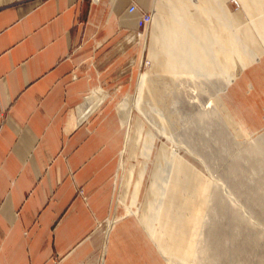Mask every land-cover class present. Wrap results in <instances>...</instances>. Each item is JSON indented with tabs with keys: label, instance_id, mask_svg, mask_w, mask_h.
Instances as JSON below:
<instances>
[{
	"label": "crops",
	"instance_id": "crops-1",
	"mask_svg": "<svg viewBox=\"0 0 264 264\" xmlns=\"http://www.w3.org/2000/svg\"><path fill=\"white\" fill-rule=\"evenodd\" d=\"M131 1L0 0V264H96L85 242L108 215L120 157L122 196L135 205L145 192L140 221L154 242L193 252L207 184L168 158L140 116L121 153L128 98L143 58L171 74H147L165 83L227 74L230 104L264 94V69L253 68L264 58V0H133L152 12L148 38L119 49L140 17ZM90 94L102 100L85 118Z\"/></svg>",
	"mask_w": 264,
	"mask_h": 264
},
{
	"label": "rangeland",
	"instance_id": "rangeland-1",
	"mask_svg": "<svg viewBox=\"0 0 264 264\" xmlns=\"http://www.w3.org/2000/svg\"><path fill=\"white\" fill-rule=\"evenodd\" d=\"M231 5L236 8L232 0ZM149 30L150 26L142 39L137 30H128L124 35L128 40L123 39L119 49L132 43L145 46ZM253 68L264 69V58ZM140 71L141 75H171L152 73L146 58ZM174 75L170 83L162 80L155 92L138 90L139 77L128 98L134 107L128 111V140L121 153L127 149L132 119L140 116L157 143L164 144L168 158L181 156L205 180L193 252L189 256L168 253L154 242L140 221L145 192L135 205H128V198L122 196L120 157L108 215L99 224V232L96 229L85 242V253L96 264H264V94L244 97L241 93L240 101L230 104L227 74ZM85 100L86 118L102 98L90 94ZM125 221L130 224L128 234L120 231Z\"/></svg>",
	"mask_w": 264,
	"mask_h": 264
},
{
	"label": "built area",
	"instance_id": "built-area-1",
	"mask_svg": "<svg viewBox=\"0 0 264 264\" xmlns=\"http://www.w3.org/2000/svg\"><path fill=\"white\" fill-rule=\"evenodd\" d=\"M232 3L234 6H238L237 2L235 0H232ZM129 12H133L138 10L140 12V17L138 19L137 24V36L139 38H144L147 34L148 27L150 26L151 20H152V12L149 10H144L141 7L138 6V4L135 1H131L130 4L127 7ZM145 64H147V61H145ZM86 114H82V117H85Z\"/></svg>",
	"mask_w": 264,
	"mask_h": 264
},
{
	"label": "bare ground",
	"instance_id": "bare-ground-1",
	"mask_svg": "<svg viewBox=\"0 0 264 264\" xmlns=\"http://www.w3.org/2000/svg\"><path fill=\"white\" fill-rule=\"evenodd\" d=\"M236 1V0H235ZM162 80H163V78H159V76H155V77H147V74H146V77H145V74H143V75H141V77H140V79H139V82H138V90H140V91H143L144 89H146V86L148 85V84H160V82H162ZM167 80H171V77L169 78L168 77V79ZM138 92V91H137ZM137 96V95H136ZM135 96V97H136ZM140 96V95H139ZM89 98H92V97H89ZM89 98H87V99H89ZM137 99H138V97H137ZM138 102V101H137ZM141 102V101H140ZM135 103V102H134ZM137 106V105H136ZM138 107V106H137ZM140 108V107H139ZM83 111V110H82ZM214 192H215V189H214ZM213 192V193H214ZM211 205V204H210ZM202 237V236H201ZM200 244V243H199ZM201 244H202V242H201ZM199 247H201V246H199ZM199 250V249H198ZM198 252V251H197ZM197 254V253H196ZM171 262V261H170Z\"/></svg>",
	"mask_w": 264,
	"mask_h": 264
}]
</instances>
